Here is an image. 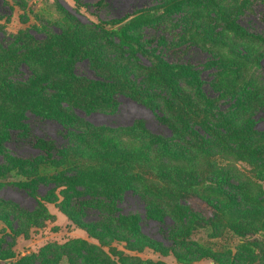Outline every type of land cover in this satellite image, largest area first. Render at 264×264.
Returning a JSON list of instances; mask_svg holds the SVG:
<instances>
[{
    "label": "rangeland",
    "instance_id": "obj_1",
    "mask_svg": "<svg viewBox=\"0 0 264 264\" xmlns=\"http://www.w3.org/2000/svg\"><path fill=\"white\" fill-rule=\"evenodd\" d=\"M206 1L188 0L167 13L156 11L153 14L162 15L159 24L151 19L132 30L125 27L129 34L143 35L145 53H139L134 46L120 44L114 32L129 19L120 25L113 22L158 7L161 0H0V53L6 48L24 52L27 43L39 49L43 46L40 41L72 24L90 32L92 36L84 46L93 52L81 55L70 68L64 66L65 55L53 57L47 52L38 56L35 64L21 57L12 73L0 72V264H264V215L254 212L264 213V181L251 173L255 170L262 175L264 160L254 161L240 154V160L232 161L227 156L221 161L201 154L195 162L211 182L205 180L207 177L198 186L179 181L166 184L157 194L127 189L116 199L97 188L100 195H89L81 189L80 194L64 200L62 196L68 191L54 189L49 182L54 173L51 167H30L38 154L33 146L35 139L64 143L60 133L64 121L49 114L56 106L95 126L129 127L140 121L152 134L173 136V130L158 120L157 111L170 118L160 99L150 96L146 106L127 97L126 91L103 97L100 90L135 88L126 84L114 89L100 83L95 65L86 59L92 56L98 65L109 68L105 62L114 61V53L130 54V60L136 58L135 62L151 68V74H157L163 83L171 80L185 90L198 109L205 108L203 96H215L219 110L232 124L248 120L255 131L264 132V46L236 38L226 27L229 19L240 18L244 28L264 34V0H248V10L240 9L241 16L232 9L242 0ZM195 32L229 47L251 48L261 55L260 67L248 70L246 80L252 85L248 96L238 92L235 97H219L216 67L209 65L211 54L187 41ZM158 61L175 69L160 74ZM182 65L199 70V86L192 83V78L181 77L178 72ZM66 69L96 90L85 91L84 105L71 99L54 101L47 92L40 93L49 81L43 84L44 80L64 79L68 76ZM33 77L38 81L32 90L20 95L12 90L16 97H7L11 90H3L4 81L25 87ZM111 77L114 80V74ZM154 83L149 90L158 89ZM82 87L73 86L71 90L76 94L75 90ZM232 111L235 113L229 116ZM186 125L203 132L196 124ZM212 163L216 171L209 174L207 168ZM96 199L101 203H95ZM62 208L89 229L75 226ZM151 212H157L161 219H152L148 216ZM133 215L139 219L135 230L117 224L119 218ZM124 241L135 247L143 242L153 245L138 252L130 250Z\"/></svg>",
    "mask_w": 264,
    "mask_h": 264
},
{
    "label": "trees",
    "instance_id": "obj_2",
    "mask_svg": "<svg viewBox=\"0 0 264 264\" xmlns=\"http://www.w3.org/2000/svg\"><path fill=\"white\" fill-rule=\"evenodd\" d=\"M186 1L188 0L165 2L161 0L162 3L158 7L115 20L113 24L120 25L129 19L124 26L114 30L118 41L127 47L134 46L139 53H145L142 47L143 35L141 33L138 35L129 34L125 27H130L132 30L140 22L151 19L153 23L159 24L161 20L159 18L162 15L153 13L159 10L167 13L174 7L180 8ZM214 1L216 0H212L213 3ZM205 2L208 1L205 0ZM239 4V6L233 7L234 13L239 12L240 14V9L248 10V0H242ZM239 19H229L226 24L234 37L249 42L255 41L264 46V34L247 30L240 24ZM90 36H92L90 32L82 25L72 24V27H66L59 33L40 41L43 46L39 49H34L31 47L32 44L28 43L24 45L26 50L20 53H16L14 49H3L0 53V72L3 74L12 73L15 70L16 61L21 57L28 63L35 64V59L47 52L51 53L53 57L65 55L64 66L70 68L81 59V55L84 56L86 53L93 55L90 48L84 46ZM187 39L191 45L211 54L209 65L212 64L216 67L218 92H221L219 97H235L238 92L247 96L251 93V90L248 89L252 85H249L250 82L246 80V77L249 76L250 67H260L261 55L259 53L242 45L229 47L219 40L208 39L206 35L197 32L191 36L188 35ZM129 55L114 53V61L107 60L105 62L109 68L98 65L95 56L86 58L91 65H95L94 71L98 73L100 83L107 84L112 88L114 86V89L127 87L126 84L135 88L133 90H100L103 97L111 98L116 92L126 91L127 97L146 106H148L146 99L150 96L160 99L170 118L157 111L158 120L169 126L174 134L170 138L152 134L144 128L140 121L134 122L129 127L103 128L88 124L56 106L49 114L64 121L60 132L64 143L58 145L53 140L35 139L33 146L38 150V154L33 158L30 167H35V169L41 165L51 167L54 173L49 177V182L54 189L60 188L68 191L62 196L64 200L71 198L73 194H80L81 189H85L89 195H100L96 189L101 188L103 193L116 199L122 191L127 189L136 193L157 194L166 187V184L174 185L179 181L194 182L198 186L207 177L205 180L211 182V177L204 176L199 171V164L195 162L201 154L208 155L212 159L218 158L221 161L225 160L227 156L232 161L240 160L237 159L240 154H245L254 161L264 160V132L255 131L250 121L248 123L247 120L241 125L232 124L231 119H227V116H223L224 112L219 110L215 96H203L205 97L203 98L205 108L198 109L185 90L178 88L171 80L163 83L158 79L157 74L155 76L151 74V68L141 66L135 62L136 58L130 60ZM156 65L160 74L175 69L161 61L156 62ZM180 69L178 73L181 77L188 76L193 79L192 83L195 86L200 85L198 69L183 65ZM65 71L68 76H65L64 79L44 80L43 84L49 81L43 87L46 90H40V93L47 92L54 101L71 99L82 102L84 105L85 91L96 92V90L88 87L80 78H75L69 69ZM112 74H114V80L111 79L113 78ZM103 76H108V79ZM0 81H2V77ZM37 81L38 77H33L25 87L4 81L2 86L3 90H11L6 94L9 99H14L16 92L20 95L32 90ZM154 81L158 84V86L156 85L158 89L149 90V87H154ZM77 85H82L83 90H75V94L71 88L77 87ZM139 86H142L140 90L137 88ZM79 91L80 93L77 94ZM202 91L198 90L203 94ZM247 96H244V99ZM233 112L229 116L233 115ZM186 124H196L203 129L204 133L188 128ZM39 159L40 162H38ZM215 171L214 163L209 164L207 172L214 174ZM251 173L255 178H261L264 181V172L262 175H259L255 170ZM221 174L219 175L222 176ZM38 177L44 179L42 176ZM222 195L219 194V196ZM98 200L96 199L95 203L100 204L101 202ZM62 212L75 226L89 229V226L83 225L78 220L79 218L77 219L70 211L62 208ZM254 212L257 216L264 215L258 210H254ZM148 216L155 220L161 219L157 212H151ZM138 222L139 219L135 215L121 217L117 220L120 227L128 230H135ZM234 229L240 230L239 227ZM124 242L130 250L138 252L142 248H151L153 245L143 242L135 247L134 243ZM160 252L165 253L166 251L161 250Z\"/></svg>",
    "mask_w": 264,
    "mask_h": 264
}]
</instances>
